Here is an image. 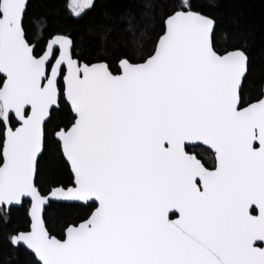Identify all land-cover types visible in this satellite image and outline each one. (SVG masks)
Segmentation results:
<instances>
[{"label": "snow or ice", "instance_id": "6c2138e0", "mask_svg": "<svg viewBox=\"0 0 264 264\" xmlns=\"http://www.w3.org/2000/svg\"><path fill=\"white\" fill-rule=\"evenodd\" d=\"M95 6L67 4L75 17ZM30 7L0 0V231L29 205L13 250L28 264H264V81L208 6L136 0L122 34L150 51L124 43L95 63L69 35L44 38ZM43 161L66 178L45 179ZM53 205L87 211L58 238Z\"/></svg>", "mask_w": 264, "mask_h": 264}, {"label": "trees", "instance_id": "16d2710c", "mask_svg": "<svg viewBox=\"0 0 264 264\" xmlns=\"http://www.w3.org/2000/svg\"><path fill=\"white\" fill-rule=\"evenodd\" d=\"M201 3L208 6L205 11L217 20V37L222 41L226 36L231 44L245 48L250 61L249 81L254 84L264 81V0H201ZM30 4L29 17L36 18L34 24L39 22L43 37L47 38L49 33L69 35L78 46L74 50L83 62L95 63L97 58L115 59L124 51V43L129 51L137 54L151 49L150 42L141 49L131 36L122 34L125 29L122 20L130 9L135 10L136 0H96L95 8L80 17L70 13L68 0H30ZM41 16L45 19L40 20ZM45 22L47 27H44ZM140 23L146 31L144 41H147L151 21L142 18ZM105 29H111L106 41L103 39ZM33 34L40 38L39 31ZM66 119V113H59L57 119L48 125V133L51 134L55 123ZM53 149L54 145H50V154ZM42 176L47 180L66 178L62 170H53L47 161L42 162ZM85 211L53 205L44 215L52 234L59 238L64 221L82 216ZM27 212L28 204L14 209L10 224L0 231V264H28V256L23 251H14L5 239L12 229L28 228Z\"/></svg>", "mask_w": 264, "mask_h": 264}, {"label": "water", "instance_id": "95a60500", "mask_svg": "<svg viewBox=\"0 0 264 264\" xmlns=\"http://www.w3.org/2000/svg\"><path fill=\"white\" fill-rule=\"evenodd\" d=\"M19 208H20V207H19ZM28 208H29V205H28ZM27 217H28V219H29L28 212H27Z\"/></svg>", "mask_w": 264, "mask_h": 264}, {"label": "flooded vegetation", "instance_id": "af4514ba", "mask_svg": "<svg viewBox=\"0 0 264 264\" xmlns=\"http://www.w3.org/2000/svg\"><path fill=\"white\" fill-rule=\"evenodd\" d=\"M68 3H69V0H68Z\"/></svg>", "mask_w": 264, "mask_h": 264}]
</instances>
